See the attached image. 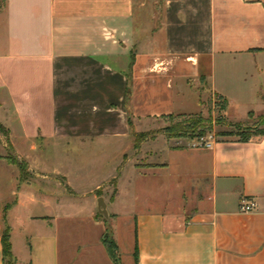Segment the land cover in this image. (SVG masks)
<instances>
[{"label":"crops","instance_id":"obj_1","mask_svg":"<svg viewBox=\"0 0 264 264\" xmlns=\"http://www.w3.org/2000/svg\"><path fill=\"white\" fill-rule=\"evenodd\" d=\"M216 96L229 121L264 116V0H5L0 8V120L15 136L131 137V117L203 114ZM191 148H172L189 161L173 178L188 179L183 195L198 197L178 213L136 215L137 264H264V135ZM26 160L33 179L19 187L0 158V188L9 182L14 199H0V264L6 228L17 264H74L56 190L74 185L42 156ZM157 163L152 176L173 169ZM247 202L254 208L242 212ZM96 243L95 260L106 253Z\"/></svg>","mask_w":264,"mask_h":264},{"label":"rangeland","instance_id":"obj_2","mask_svg":"<svg viewBox=\"0 0 264 264\" xmlns=\"http://www.w3.org/2000/svg\"><path fill=\"white\" fill-rule=\"evenodd\" d=\"M205 110V113L199 114L211 120L212 125V130L206 133L201 129L184 132L186 129L180 131L177 128L187 124L185 121L190 119V115H174L173 118L163 115L142 120L129 118L131 137L107 134L84 140H29L23 135H13L10 127L0 120V158L4 157L15 170L19 187L33 179L28 175L30 162L26 156H42L48 161V166L68 174L76 192L65 186L56 187V190L59 205L63 206L61 212L65 216L62 227L70 229L65 239L73 244L72 248L77 255L74 264H134L136 215L144 211H163L169 215L178 213L185 205H193L198 197L196 193L192 197L188 196V179L173 178V174L185 164L188 165L189 161L178 159L177 156L181 154L172 148L192 149L190 145L200 144L203 138L214 141L222 136L242 139L264 132V116L251 115L244 123L227 120L224 102L217 96L205 106ZM4 113L10 117L13 115L8 111ZM115 131L121 133L122 128L118 126ZM135 134L138 137L137 143ZM157 161H172L173 169L162 171L160 177L152 176L158 172L154 170L160 166ZM4 168L0 162V174ZM139 173L144 177H140ZM98 183L106 185L92 192ZM178 183L182 190L177 188ZM9 184L7 182L5 187L0 188V199H3L5 205L14 200L9 195ZM183 189L187 190L184 195ZM101 196L107 203L109 222L96 206ZM91 215L103 223L101 231L93 225L92 218H89ZM106 236L109 238L105 241ZM97 237L106 253H100L95 260L91 251L98 248ZM109 242L116 245L115 258L108 252Z\"/></svg>","mask_w":264,"mask_h":264},{"label":"trees","instance_id":"obj_3","mask_svg":"<svg viewBox=\"0 0 264 264\" xmlns=\"http://www.w3.org/2000/svg\"><path fill=\"white\" fill-rule=\"evenodd\" d=\"M5 0H2L0 2V8L2 7V4L4 3ZM169 117H174V114H170ZM185 125H179L177 128H179L180 131L185 130L184 132L191 131L195 132L197 129H201L203 133L209 132L212 130V125H211V120L204 118L202 114H192L190 115V119L185 121ZM264 135L263 133H260ZM218 135H225V133H219ZM252 136V135H251ZM135 140L137 143V135H134ZM250 136H246L242 138V140H247L249 139ZM109 238V236H106L104 240L106 241ZM2 246H3V262L4 264H17V258L15 257L13 250H12V242L10 239V230L9 228H6V230L3 233L2 236ZM116 248V245L113 242H109V245H107V249L109 254L111 255L112 258H115L114 250ZM135 254H136V247H135ZM119 264V263H117ZM136 264H137V257H136Z\"/></svg>","mask_w":264,"mask_h":264},{"label":"built area","instance_id":"obj_4","mask_svg":"<svg viewBox=\"0 0 264 264\" xmlns=\"http://www.w3.org/2000/svg\"><path fill=\"white\" fill-rule=\"evenodd\" d=\"M213 142L214 140L211 138L205 139L203 138L202 142L199 143H195V144H191V147H198V148H206V149H210L213 146ZM254 208V203L253 202H247L245 204L242 205L241 207V211L242 212H251Z\"/></svg>","mask_w":264,"mask_h":264},{"label":"water","instance_id":"obj_5","mask_svg":"<svg viewBox=\"0 0 264 264\" xmlns=\"http://www.w3.org/2000/svg\"><path fill=\"white\" fill-rule=\"evenodd\" d=\"M97 206H98V212L103 216V218L106 221L109 222L110 215H109L107 203H106L104 197L101 196L98 198Z\"/></svg>","mask_w":264,"mask_h":264}]
</instances>
